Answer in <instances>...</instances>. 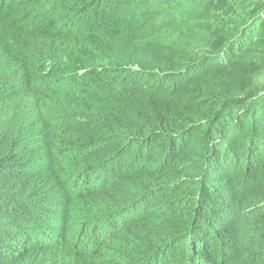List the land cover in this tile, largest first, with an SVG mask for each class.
<instances>
[{"label": "trees", "instance_id": "obj_1", "mask_svg": "<svg viewBox=\"0 0 264 264\" xmlns=\"http://www.w3.org/2000/svg\"><path fill=\"white\" fill-rule=\"evenodd\" d=\"M263 72L264 0H0V264H264Z\"/></svg>", "mask_w": 264, "mask_h": 264}, {"label": "rangeland", "instance_id": "obj_2", "mask_svg": "<svg viewBox=\"0 0 264 264\" xmlns=\"http://www.w3.org/2000/svg\"><path fill=\"white\" fill-rule=\"evenodd\" d=\"M170 3H174L179 0H169ZM174 43L178 44L180 48L183 51H188L190 53H195V52H206L209 48L208 42L205 41L204 36H200L199 38L196 39H190L187 36H176L174 39ZM259 83H264V72L260 77L258 78Z\"/></svg>", "mask_w": 264, "mask_h": 264}]
</instances>
